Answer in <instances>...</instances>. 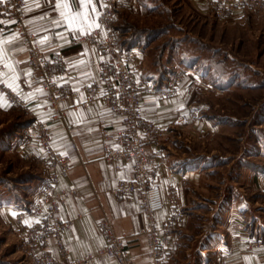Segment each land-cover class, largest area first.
<instances>
[{"label": "rangeland", "instance_id": "1", "mask_svg": "<svg viewBox=\"0 0 264 264\" xmlns=\"http://www.w3.org/2000/svg\"><path fill=\"white\" fill-rule=\"evenodd\" d=\"M205 4V13L188 0H148L141 12L137 5L120 6L124 19L113 30L121 47L139 45L146 55L142 71L154 81L179 78L187 68L196 76L187 84L192 105L176 115L166 136L169 160L201 177L169 264H217L220 244L235 234L233 221L264 241V9L218 15ZM31 123L20 108L0 110V264H33L27 236L1 210L30 211L43 182L39 167L12 142ZM192 124L205 132H191Z\"/></svg>", "mask_w": 264, "mask_h": 264}, {"label": "crops", "instance_id": "2", "mask_svg": "<svg viewBox=\"0 0 264 264\" xmlns=\"http://www.w3.org/2000/svg\"><path fill=\"white\" fill-rule=\"evenodd\" d=\"M25 1L24 20L27 28L36 33L37 42L45 36L49 38L44 45L38 44L50 58V73L53 74L57 85L63 92H72L73 94L65 95L59 103V109L55 110L47 98V90L42 88L39 83V74L32 71L28 65L27 53L21 37L14 31L0 29V49L6 53L0 63L5 65L7 62L12 65L11 69L5 67L4 70L0 71V74H3L0 75V80L14 83V87L19 92L20 99L24 104L21 107L8 105L5 107L6 103L0 93V110L7 111L13 107L20 108L29 116L31 122L40 120L48 123L55 151L67 154L72 159L71 167L59 175L58 184L55 188L59 193H66L60 216L72 221L71 228L62 235L64 242L69 247L71 256L96 255L97 250L104 245L99 222L101 219H107L115 234L125 240L133 264H147L149 261L148 239L145 233L141 231L145 220L139 208L138 198L133 197L131 200H126L111 192L118 179L133 176V167L123 163L121 169L116 171L113 165L104 163L100 158V127L102 124L114 122V115L99 98L89 104L84 103L85 88L93 81H97L101 74L98 57L88 42H79L72 35L71 30L67 29V25L56 27L53 23L61 19V11L66 14L70 12L73 15L79 12L84 17L83 26L88 30L89 25L92 27L96 25L97 14L102 6V1L85 0L86 7L80 6L81 0ZM144 1L128 0L125 5H137L140 12L141 10L146 11L144 3L148 0ZM188 1L198 11L205 13L201 9L202 5L206 6L205 0ZM57 2L67 4L68 8L57 9ZM37 4L39 7H36ZM126 8L130 9L129 7ZM122 10L124 9H120L119 6L114 11L113 30L117 31L118 20L124 19ZM241 16L238 12L235 13L234 18L239 19ZM61 33L64 39L59 38ZM81 36L83 35H79V38ZM128 49H132L134 53L130 65L143 80L151 79L150 74L147 75L142 71L146 55L140 50L139 45L130 46ZM81 60L84 62L83 64H80ZM27 73H31V75H27ZM182 73L179 82H177L176 95L160 97L153 93H144L141 100L144 118L141 125L144 126L146 120L149 119L165 128V131L155 135L146 144V147L151 156V166L156 172L155 182L160 187L163 199V209L156 215V219L160 225L170 229V236L166 245V251L169 254L168 264L170 253L176 247V232L187 223L185 208L188 205L190 191L197 188L201 181L200 173L195 168H181L179 164H182V161L180 163L170 161L165 154L167 130L177 122L176 119L179 117L176 115L183 113L186 107L190 108L192 105L193 96L189 95L187 84L196 76L191 68L185 69ZM14 76L18 77L15 81L12 79ZM167 82L164 80L162 84L167 85ZM38 89H42L44 94L41 95L37 92ZM74 89H78V91ZM189 114L190 112H188V116ZM198 125H203V123ZM198 125L192 124L189 126V130L195 134L205 132L203 130L205 127ZM208 129L211 130L209 127ZM26 132L21 133L20 139L15 138L12 141L18 144L17 151L20 155L25 150H40L33 134L28 131L24 135ZM17 140H20L21 143H18ZM20 145L25 147L20 149ZM39 169L42 182L46 177L47 170L40 167ZM259 180L261 181L262 178ZM262 189L264 193V187ZM34 196L35 192L32 202ZM21 209L12 205L1 208L3 213H6L9 223L24 232L33 250L36 248V243L30 231L32 217L28 210L25 213V210ZM239 209L241 210V207ZM19 213L22 214L19 215ZM38 220L42 221L41 219ZM26 221L28 223H25ZM233 222H235L233 225V233L235 234H230L225 243L220 244V251L216 254L217 264H264V241L259 240L262 243L259 247H247L248 242L256 241V239L246 235L244 227H242L244 224H240L238 221ZM38 230L39 227L34 230V233ZM53 243V238L50 236L49 249L57 259L58 255ZM36 251H39L38 247ZM92 264L113 263L101 258Z\"/></svg>", "mask_w": 264, "mask_h": 264}, {"label": "built area", "instance_id": "3", "mask_svg": "<svg viewBox=\"0 0 264 264\" xmlns=\"http://www.w3.org/2000/svg\"><path fill=\"white\" fill-rule=\"evenodd\" d=\"M102 6L97 14L96 25L89 32L78 38L79 42H88L94 49L100 66V77L85 88L84 103L101 99L114 115V122L102 124L100 127V158L119 171L123 163L133 167L131 178H120L111 192L126 200L137 197L139 208L145 224L141 230L148 239L147 264H168L166 245L170 236V229L162 226L156 215L163 209V199L159 185L155 182L156 172L151 166V156L146 144L155 135L163 133L165 128L144 119L141 100L144 93H153L160 97H171L177 93L178 77L168 81L167 86L153 79L143 80L138 72L130 65L134 57L132 49L121 47L112 28L114 11L125 5L128 0H101ZM211 8L222 12H234L243 8L260 6L264 9V0H206ZM25 0H5L0 3V29L16 32L21 37L27 62L32 71L39 74V83L47 90V98L51 106L58 110L59 103L65 95L57 85L53 74L50 73V58L36 40L35 34L25 24ZM5 66L0 63V71ZM1 81V80H0ZM0 93L8 106H23L18 91L0 83ZM30 132L38 143L40 150L21 152L26 160L33 161L37 166L47 170L43 182L35 192L29 214L31 220V235L34 236L35 246L39 251L31 249L33 264H92L101 258L113 264H133L125 240L117 236L107 219H101L99 229L103 235L104 245L97 250L96 255L86 254L72 257L69 247L62 235L72 226V221L62 218L60 210L66 193L55 190L59 175L67 171L72 165L69 155L55 151L50 135L48 123L34 120L30 125ZM25 146L20 145V149ZM41 219L42 221H39ZM39 230L34 233V230ZM53 238L58 258L49 249V237ZM260 241H250L247 247H259Z\"/></svg>", "mask_w": 264, "mask_h": 264}, {"label": "snow or ice", "instance_id": "4", "mask_svg": "<svg viewBox=\"0 0 264 264\" xmlns=\"http://www.w3.org/2000/svg\"><path fill=\"white\" fill-rule=\"evenodd\" d=\"M5 0H0V3H4ZM80 6L82 7H86V3L85 0H81L80 2ZM36 7H39V5L37 4ZM56 8L57 9H67L68 5L67 4H61L60 2L56 3ZM31 10V9H28ZM60 17L61 19L58 21H54L53 23L55 24L56 27H64L65 25H67V29L71 30L72 35L75 36L77 39L79 38V35H86V34H90L89 30L91 29V25L88 26V30L85 29V27L83 26L82 21L84 20V17L79 13H75L74 15L69 13H65L64 11L60 12ZM41 19H43V17H41ZM34 23V22H33ZM98 27V25H96ZM77 33H79V35H77ZM36 34V33H33ZM59 38L60 39H64L63 34H59ZM48 37L45 36L42 39H40L38 41L39 44L44 45L46 41H48ZM4 55H6V53H4L3 49H0V60H2L4 58ZM84 62L81 60L80 64H83ZM6 68L11 69L12 65L5 62L4 65ZM3 75V74H0ZM27 75H31V73H27ZM18 77H13V81H15V79H17ZM0 83H5L6 86L8 88L13 89V91H16V87H14V83H7L6 81H0ZM30 86V85H29ZM89 87H91V85H89ZM76 91H78V89H74ZM37 92H39L41 95H43V90L42 89H38ZM5 107H7V105H5ZM82 115V114H81ZM77 123H79V121H77ZM25 223H28L27 221Z\"/></svg>", "mask_w": 264, "mask_h": 264}]
</instances>
